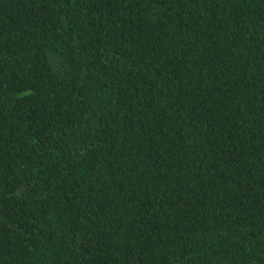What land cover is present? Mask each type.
<instances>
[{"label":"trees","instance_id":"16d2710c","mask_svg":"<svg viewBox=\"0 0 264 264\" xmlns=\"http://www.w3.org/2000/svg\"><path fill=\"white\" fill-rule=\"evenodd\" d=\"M0 264H264V0H0Z\"/></svg>","mask_w":264,"mask_h":264}]
</instances>
